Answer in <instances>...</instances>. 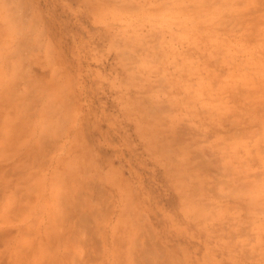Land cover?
Returning <instances> with one entry per match:
<instances>
[{
	"label": "rangeland",
	"instance_id": "rangeland-1",
	"mask_svg": "<svg viewBox=\"0 0 264 264\" xmlns=\"http://www.w3.org/2000/svg\"><path fill=\"white\" fill-rule=\"evenodd\" d=\"M0 264H264V0H0Z\"/></svg>",
	"mask_w": 264,
	"mask_h": 264
}]
</instances>
